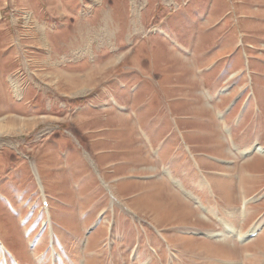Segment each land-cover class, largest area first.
Returning a JSON list of instances; mask_svg holds the SVG:
<instances>
[{
    "label": "rangeland",
    "instance_id": "rangeland-1",
    "mask_svg": "<svg viewBox=\"0 0 264 264\" xmlns=\"http://www.w3.org/2000/svg\"><path fill=\"white\" fill-rule=\"evenodd\" d=\"M256 147L264 0H0V264H264Z\"/></svg>",
    "mask_w": 264,
    "mask_h": 264
},
{
    "label": "bare ground",
    "instance_id": "bare-ground-1",
    "mask_svg": "<svg viewBox=\"0 0 264 264\" xmlns=\"http://www.w3.org/2000/svg\"><path fill=\"white\" fill-rule=\"evenodd\" d=\"M103 36H104V35H103ZM254 152H255V153H258V154H261V153L264 152V149H262V148H257V147H256V148L254 149ZM168 177H169V176H168ZM208 185H209V187H211V184H210V183H209ZM14 212H15V211H14ZM205 213H206V212H205ZM224 227H225V230L227 231L228 234L233 235L234 237L237 236V234L231 229L232 226H229V225L226 224ZM252 234H254V233H252ZM252 234H251V235H252ZM227 236H229V235H227ZM249 236H250V235H249ZM238 238H239V237H238ZM0 246H1L0 248H1L3 251L6 250L5 245L2 244V245H0Z\"/></svg>",
    "mask_w": 264,
    "mask_h": 264
}]
</instances>
